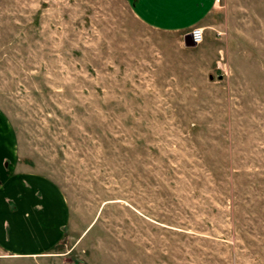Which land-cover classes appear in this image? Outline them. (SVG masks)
<instances>
[{"label": "rangeland", "instance_id": "1", "mask_svg": "<svg viewBox=\"0 0 264 264\" xmlns=\"http://www.w3.org/2000/svg\"><path fill=\"white\" fill-rule=\"evenodd\" d=\"M199 28L186 48L125 0H0V127L63 196L61 263L264 264V0Z\"/></svg>", "mask_w": 264, "mask_h": 264}, {"label": "crops", "instance_id": "2", "mask_svg": "<svg viewBox=\"0 0 264 264\" xmlns=\"http://www.w3.org/2000/svg\"><path fill=\"white\" fill-rule=\"evenodd\" d=\"M131 15L150 30L183 35L198 28L218 0H125ZM2 120V119H1ZM0 127V264H64L53 250L61 241L64 199L48 181L14 171V145Z\"/></svg>", "mask_w": 264, "mask_h": 264}, {"label": "built area", "instance_id": "3", "mask_svg": "<svg viewBox=\"0 0 264 264\" xmlns=\"http://www.w3.org/2000/svg\"><path fill=\"white\" fill-rule=\"evenodd\" d=\"M186 33L189 34L190 41L195 46H197L202 41V29L201 28L192 27L188 29Z\"/></svg>", "mask_w": 264, "mask_h": 264}, {"label": "water", "instance_id": "4", "mask_svg": "<svg viewBox=\"0 0 264 264\" xmlns=\"http://www.w3.org/2000/svg\"><path fill=\"white\" fill-rule=\"evenodd\" d=\"M181 43L183 45V47H186V48H193L195 47L194 44H192V42L190 41V37H189V34L187 33H184L182 38H181Z\"/></svg>", "mask_w": 264, "mask_h": 264}]
</instances>
